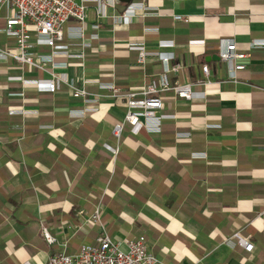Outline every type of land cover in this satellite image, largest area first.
<instances>
[{
  "label": "crops",
  "instance_id": "obj_1",
  "mask_svg": "<svg viewBox=\"0 0 264 264\" xmlns=\"http://www.w3.org/2000/svg\"><path fill=\"white\" fill-rule=\"evenodd\" d=\"M133 2L158 14L137 9L131 23L114 22ZM6 14L0 4V50L15 52V38L1 31ZM74 26L70 20L65 33ZM85 33L91 48L84 59L60 52L54 61L65 62L55 71L91 97L104 93L94 80L123 94L162 73L164 62L155 57L137 66L128 42L172 52L169 81L190 82L207 97L187 102L162 91L160 113L175 117L161 120L159 130L148 120L136 134L125 124L117 141L111 130L126 111L125 97L104 93L96 110L80 113L83 101L65 85L53 93L31 82L48 79L47 71L0 57V264H46L58 246L46 242L43 228L67 237L68 253L95 243L98 224L77 227L96 207L110 237L144 235L158 264H264V50L249 47L264 41V0H114L99 18L90 2ZM91 33L98 38L90 40ZM220 38H232L247 54L236 81L226 80ZM202 64L210 67L207 87L197 83ZM239 230L251 236L253 252L226 243Z\"/></svg>",
  "mask_w": 264,
  "mask_h": 264
},
{
  "label": "built area",
  "instance_id": "obj_2",
  "mask_svg": "<svg viewBox=\"0 0 264 264\" xmlns=\"http://www.w3.org/2000/svg\"><path fill=\"white\" fill-rule=\"evenodd\" d=\"M93 2L97 6V16H104V9L107 5L114 6V0H0V4L5 6L7 14L5 17V26L1 31L7 36L16 40L15 52L11 50H0V57L14 58L19 64L26 65L29 68H35L47 71L49 78L46 80H31L38 90L48 92H58L62 85H65L69 94L73 98L81 99L84 103L80 113L91 112L97 109L96 103L100 102L101 97L107 96L104 93L111 92V95H121L125 97L126 111L123 118L115 122L112 126V135L117 141L120 140L125 124L131 126V132L136 134L142 128H149L148 120L154 123L153 130H159L161 120L174 118V114H162V99L159 95L162 91H172L173 98L187 102L194 101L197 98L205 99V91L195 92L192 89V83H171L167 77V72L171 70L168 63L174 58L172 52L149 51L143 42H128L129 50L137 51V66H143L149 57H155L164 62V70L157 78L145 83L139 91H128L120 94V90L113 83H101L94 80L100 86L104 93H90L83 87H78L76 82L69 78L67 74L56 72L55 68L66 66L65 62H55L54 55L62 52L68 58L84 59L85 50L91 48V43L85 39V22L87 18L88 4ZM142 10V16L156 15L155 8H150L143 2L130 3L124 10L113 16L116 23H131L136 16V10ZM157 11V10H156ZM175 20L183 19V16L174 14ZM76 22L67 34L65 26L70 21ZM101 23L92 25L93 29H98ZM152 30L144 28V31ZM155 30V29H154ZM90 40L98 38L97 33H91ZM66 39V43L63 41ZM37 45H47L52 51L51 54H37L31 49ZM161 47L173 46L172 41H159ZM71 46H77V52H71ZM250 48L260 47L264 50L263 40H254L249 43ZM218 55L221 61L227 67V81H236L237 72L243 70L246 66L242 62L247 54L236 49L232 38H220L218 40ZM203 80L197 83L210 86L209 79L210 67L208 64H202ZM17 79L27 82L18 76ZM90 82L84 80L83 83ZM218 84V83H217ZM22 112V110H20ZM75 112V111H74ZM117 153L118 147L112 148ZM83 211L78 212L82 218ZM98 224L100 234L96 237L95 243H84L75 253H68V238L58 239L52 236L46 228L42 229L43 236L49 245H56L58 249L52 252L46 264H158L161 263L157 257L150 251L149 245L144 235H139L133 239H116L110 237L106 231L100 215V208L96 207L93 213L87 218H83L77 227L83 230L86 225ZM231 247L241 246L251 253L254 250V244L250 235H244L240 230L234 232L225 239Z\"/></svg>",
  "mask_w": 264,
  "mask_h": 264
}]
</instances>
